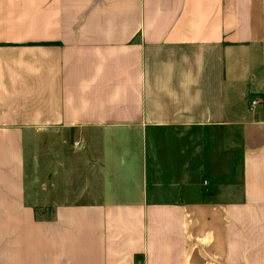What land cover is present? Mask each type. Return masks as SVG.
<instances>
[{"label":"crops","instance_id":"obj_1","mask_svg":"<svg viewBox=\"0 0 264 264\" xmlns=\"http://www.w3.org/2000/svg\"><path fill=\"white\" fill-rule=\"evenodd\" d=\"M0 264H264V0H0Z\"/></svg>","mask_w":264,"mask_h":264},{"label":"built area","instance_id":"obj_2","mask_svg":"<svg viewBox=\"0 0 264 264\" xmlns=\"http://www.w3.org/2000/svg\"><path fill=\"white\" fill-rule=\"evenodd\" d=\"M258 101H259V99H254L253 102H252V104L255 105V104L258 103ZM74 145H77V144H74ZM203 185H204V186H207V182L204 181V182H203Z\"/></svg>","mask_w":264,"mask_h":264}]
</instances>
